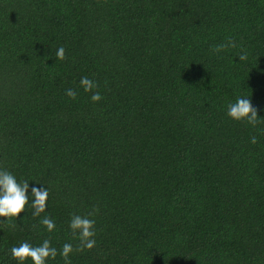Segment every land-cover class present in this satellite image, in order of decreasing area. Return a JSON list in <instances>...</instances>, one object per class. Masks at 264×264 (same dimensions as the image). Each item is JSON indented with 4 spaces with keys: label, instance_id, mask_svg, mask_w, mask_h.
Segmentation results:
<instances>
[{
    "label": "trees",
    "instance_id": "trees-1",
    "mask_svg": "<svg viewBox=\"0 0 264 264\" xmlns=\"http://www.w3.org/2000/svg\"><path fill=\"white\" fill-rule=\"evenodd\" d=\"M238 96L264 121V0H0V168L47 187L56 223L0 222V264L75 248L70 214L94 206L72 264H264V122L230 119Z\"/></svg>",
    "mask_w": 264,
    "mask_h": 264
},
{
    "label": "clouds",
    "instance_id": "clouds-1",
    "mask_svg": "<svg viewBox=\"0 0 264 264\" xmlns=\"http://www.w3.org/2000/svg\"><path fill=\"white\" fill-rule=\"evenodd\" d=\"M229 47L235 48L236 44L229 39L227 43L216 45L215 52L223 51ZM56 59L63 61L66 59L65 48L60 46L55 52ZM240 61H246L248 54L245 51L237 56ZM80 86L86 93H92L90 100L93 103L99 102L103 96L99 91H93L99 87L98 83L87 76L80 78ZM65 95L72 100L77 99V92L72 89H66ZM226 115L234 121L247 122L252 127L258 123L264 122L259 119L258 110L253 107L249 97H237L235 102H229L226 106ZM251 143H257L256 136L251 137ZM29 180L18 181L15 174L8 169L0 168V222L18 220L20 214L31 207L32 216L39 217V223L43 228L51 233L56 229V223L50 216H41L47 210L49 191L43 185L37 187L31 186L29 194ZM99 209L94 206L93 209L85 215L76 213L70 214L68 228L73 239L78 240V245L74 248L71 242H65L58 250L52 246L50 239L45 238L39 245H33L29 241H22L9 249V256L17 264H25L31 260L32 264H47L49 260H55L59 255L64 264H72L71 254L73 252H83L91 250L96 246V221L93 218ZM9 227L15 228L14 223H9Z\"/></svg>",
    "mask_w": 264,
    "mask_h": 264
}]
</instances>
